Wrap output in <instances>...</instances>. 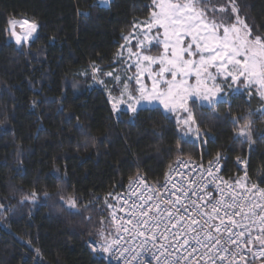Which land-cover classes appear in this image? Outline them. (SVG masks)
Masks as SVG:
<instances>
[{
  "label": "trees",
  "instance_id": "1",
  "mask_svg": "<svg viewBox=\"0 0 264 264\" xmlns=\"http://www.w3.org/2000/svg\"><path fill=\"white\" fill-rule=\"evenodd\" d=\"M217 2L235 21L229 0ZM234 6L264 36V0ZM153 10L152 0H0V264H106L89 245L115 232L105 199L115 203L139 171L163 181L183 157L207 162L219 153L233 182L243 160L248 181L264 185V99L256 92L230 94L215 109L190 102L199 140L185 138L160 107L113 112L98 79L108 82L124 37ZM12 19L37 22L31 42L9 39ZM245 119L250 140L238 135ZM33 192L35 200L24 199Z\"/></svg>",
  "mask_w": 264,
  "mask_h": 264
},
{
  "label": "snow or ice",
  "instance_id": "2",
  "mask_svg": "<svg viewBox=\"0 0 264 264\" xmlns=\"http://www.w3.org/2000/svg\"><path fill=\"white\" fill-rule=\"evenodd\" d=\"M229 4L231 13L237 14L235 21L231 14L220 15L228 9L217 0H152L154 10L143 22L138 50L127 49L129 58L135 57V64L128 67L134 66L136 71L125 78L120 98H112L116 101L113 108L118 110L119 104H126L135 113L141 102H159L168 112L184 113L182 118L177 117V125L184 126V136L192 133L199 137L200 127L189 101L193 106L199 101L215 109L220 100L227 102L224 90L232 89L237 82L258 85L259 95L264 97V36L254 34L239 19L235 0H229ZM37 28L34 20H9L8 30L17 45L31 40ZM156 46H162L159 54H149ZM145 73L150 84L143 80ZM115 79L119 81L120 77ZM127 81H133L131 89ZM251 126L252 121L245 119L238 135L250 140ZM219 159L218 153L216 171ZM176 163L183 167L186 161L178 159ZM213 167L209 161L208 168L194 178L170 169L182 179L176 181L175 175H166L159 186L149 184L137 173L129 181L130 195L114 197L116 204L105 199L117 227L114 233H99L95 250L124 258V264H130L124 256L129 248L121 243H127L123 233H128L129 238L143 237L145 243L167 241V245L159 243L160 255L166 254L165 264H264V187L248 182L246 173L230 183L214 175ZM133 185L142 190H132ZM209 185L212 191H208ZM36 196L33 192L24 199L35 200ZM68 203L76 207L75 198ZM117 210L125 212L127 219L118 216ZM173 253L177 255L169 261ZM139 255L134 254L133 259L148 264ZM144 255L160 259L150 249Z\"/></svg>",
  "mask_w": 264,
  "mask_h": 264
},
{
  "label": "rangeland",
  "instance_id": "3",
  "mask_svg": "<svg viewBox=\"0 0 264 264\" xmlns=\"http://www.w3.org/2000/svg\"><path fill=\"white\" fill-rule=\"evenodd\" d=\"M99 1H100V3L107 4L109 0H106V2H104V0H99ZM223 15H225V13H223ZM15 20H22V19H15ZM146 20L138 21L135 24L133 31L129 35L125 36V37H127V39H125V37H124V43H123L120 51L118 52L117 58H116V65L117 66L113 70L110 71L112 73L111 76L107 75L108 82L106 83L103 80L98 79V84L105 89V92L108 95V100H109V103H110L111 108H112L114 113H118L119 111H122V110L127 111V112H131L130 110L127 109L126 104H119L117 106L118 110H115L113 108V104L116 101L112 98L113 97L116 99L120 98L121 91H123V85L125 83V78L127 76H132L133 73L136 71L134 66L131 69H129V67H128V65H130V64L131 65L135 64V57L133 56V57L129 58V53H128L127 49L129 47H131L133 52H136L138 50L137 49V38L141 37L142 29H143V22H145ZM238 27L242 28V25L238 24ZM17 31L20 32L22 30L17 28ZM153 31H155V29H153ZM36 33H37V31H36ZM36 33H34L33 38L35 37ZM33 38L31 40L27 41V43L31 42L33 40ZM9 39L15 41V38L12 37L11 35L9 36ZM134 43L136 44V49H134V47H133ZM153 45H155V41H153ZM156 47H160V46H156ZM161 49H162V46H161ZM155 70H156V68H155V66H153L152 71H155ZM116 76L120 77L119 81H117L115 79ZM143 80L145 83L150 84V80H149L147 73H145ZM101 81H103V83H101ZM127 83L129 84V88L131 89L132 85H133V81H127ZM237 89H238V91H237ZM260 91H261V89L258 85L243 84V83L237 82L236 84L233 85L232 89H225L223 95H225L227 98L229 97L230 94L237 93V92H246L249 95L256 92L259 95ZM124 98L127 99L126 96ZM262 98L264 99V97H262ZM190 102L191 101H189V104H190ZM200 104L208 106L207 104H203V103H200ZM144 107H160L165 113L175 115L176 119L178 116L181 118L184 116V113H182V112H176V113L168 112L167 110H165L163 108V106L159 102H156V101H153L151 103L141 102V104L137 106V110L140 108H144ZM262 111L264 112V107L262 108ZM131 113H133V112H131ZM183 127L184 126L182 124L179 125V130L181 131V133H182ZM193 128H195V125H193ZM182 135H183V133H182ZM184 137L187 139L199 140L200 137H202V132H200L199 137H197L196 135H193L192 133H189L187 136H184ZM241 137L246 138L245 136H241ZM114 202L115 203H112V204L117 203L116 198H114ZM109 211L111 213L112 209H109ZM105 255H108V253H106ZM256 264H260V262H257Z\"/></svg>",
  "mask_w": 264,
  "mask_h": 264
},
{
  "label": "built area",
  "instance_id": "4",
  "mask_svg": "<svg viewBox=\"0 0 264 264\" xmlns=\"http://www.w3.org/2000/svg\"><path fill=\"white\" fill-rule=\"evenodd\" d=\"M38 29V28H37ZM179 160L182 161H186L185 165L183 167H180V165H178L176 162L172 165V167L170 169H179L180 172L185 173L186 175H188L191 178L196 177L199 173L203 172L204 169L208 168L209 166V161H212L214 164L213 167V172L214 175L222 177L223 180L225 181H229L230 183L233 181H230L229 179H227L226 177H224V175L222 174V170H223V161H224V156L220 155V159H219V163H218V171H216V157L207 161V162H202L200 160L194 159V158H190V157H183L180 158ZM239 165L241 167H243L242 173H241V178L245 177V173L247 174V170H246V162L243 160H239ZM199 165H203V168L198 167ZM170 169L168 170L166 175L172 176L175 175L174 173H172L170 171ZM139 174L143 175L146 177L147 181L149 184H156L157 186H159L161 182H155L153 181L144 171H139ZM136 177V176H135ZM135 177L133 178V180L135 179ZM182 177L180 175H175V180L179 181L181 180ZM209 179H211V177H209ZM247 179H248V175H247ZM249 182V181H248ZM260 187H264V185H260L258 184ZM220 187H224L223 184L220 185ZM132 190H142V189H135V185H133V189ZM208 191H212V185H209ZM130 195V188H129V183L125 186V188L123 190H121L118 195L117 198L120 196H128ZM213 196H216V193L213 192ZM132 199H135V197H132ZM131 203V200L129 201ZM117 215L118 216H123L125 219H127L126 213L125 212H119L117 210ZM115 224V223H114ZM115 227H117V225L115 224ZM130 227V226H129ZM123 235L125 236V240L127 241V243H125L124 241H122V245L124 247L129 248V251L127 253L124 254L125 258H127L128 261H130V264H138V260L137 259H133V255L134 254H140L139 258L143 259V260H147L148 264H165V255H160L159 253V243H164L165 245H167V241H159V242H153V241H148L147 243L144 242V238L143 237H131L129 238V234L128 233H123ZM153 244H155V247L153 246ZM90 248L97 253L99 256L103 257L106 260V264H124V258H117L116 256H112L110 254L105 255L106 253L100 252L95 250L96 245L94 244V242H91L90 244ZM151 250V253H155L156 255H160V259L159 261L152 259L151 255H144V251L145 250ZM177 254L173 253L172 257H169V261H171L172 259L175 258ZM259 262V261H257ZM256 262V263H257Z\"/></svg>",
  "mask_w": 264,
  "mask_h": 264
},
{
  "label": "water",
  "instance_id": "5",
  "mask_svg": "<svg viewBox=\"0 0 264 264\" xmlns=\"http://www.w3.org/2000/svg\"><path fill=\"white\" fill-rule=\"evenodd\" d=\"M111 0L108 1V3L106 5H108L110 3Z\"/></svg>",
  "mask_w": 264,
  "mask_h": 264
}]
</instances>
